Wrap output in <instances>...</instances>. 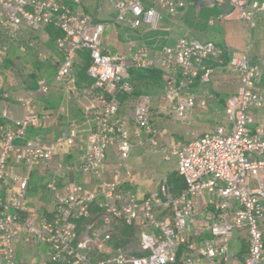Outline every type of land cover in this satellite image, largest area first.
<instances>
[{"label": "built area", "instance_id": "built-area-1", "mask_svg": "<svg viewBox=\"0 0 264 264\" xmlns=\"http://www.w3.org/2000/svg\"><path fill=\"white\" fill-rule=\"evenodd\" d=\"M115 13L114 23L133 30H162L165 17H178L188 7L186 0H101ZM200 9L229 8L243 24L256 27L264 15V0H198ZM230 15L211 16L209 25ZM53 26L61 35L55 48L61 56L54 81L66 83L81 53H88L87 75L93 83L84 94L93 99L94 128L82 141L83 153L71 167L55 165L58 147L73 146L76 130L62 133L54 143L29 138L28 129L39 120L31 111L34 99L46 97L51 84L37 79L34 89L18 97L23 115L15 119L4 104L0 109V264H17L18 245L46 249L49 264H201L203 260L233 264L230 243L236 231H245L248 254L244 264H264V130L252 131L250 109H264V93L256 85L264 77V61L254 64L245 50L230 57L236 74L237 95L228 99L226 124L179 146L159 143L160 132L153 128L152 97L141 95L132 115L133 126L159 148L164 161L175 160V172L184 179L185 189L174 195L168 177L140 199L126 188L132 185L127 166L134 144L132 131L120 115V96L134 93L130 69H157L163 73L161 112L186 120L197 106L206 107L211 97L198 98L193 90L196 79L210 81L209 63L224 64L225 50L212 41L201 42L184 36L173 46L153 49L146 42L129 41L122 53L106 51L103 36L106 22L73 7L67 0H0V31L9 43L22 41L44 58L34 37L36 31ZM24 42V43H23ZM8 48L0 54V72L8 58ZM10 125H13L10 127ZM147 142H140L145 147ZM116 149L117 162L109 165V151ZM41 163L54 177L47 184L52 209L39 213L26 210L29 176L8 168ZM111 167V168H110ZM59 169L74 170L91 177L95 187L78 183L59 186ZM258 181L250 189L248 175ZM212 207L202 224L195 228L201 204ZM92 206L97 208L92 211ZM27 211V212H25ZM26 213V214H25ZM132 228L139 237L138 253L124 247L119 226ZM208 234L209 236H205Z\"/></svg>", "mask_w": 264, "mask_h": 264}, {"label": "crops", "instance_id": "crops-1", "mask_svg": "<svg viewBox=\"0 0 264 264\" xmlns=\"http://www.w3.org/2000/svg\"><path fill=\"white\" fill-rule=\"evenodd\" d=\"M68 2L73 7L82 9L85 12L94 15L96 18H98V20L106 22L107 30L103 36V47L106 51H111L113 53L125 52V50H127L128 47L127 44L129 41H136L137 43L146 42L151 47H153V49H160L164 46H173L179 38L184 36L193 37L192 35L195 32L196 33L198 32L196 29L197 20L195 21L193 20V23H189V24H193V26H187L189 28L186 27L181 28V25L178 22L175 23L173 28L167 27L165 26L163 21L162 30L160 31H169L171 34L167 42H165L164 38L146 40L143 39L141 35L143 32H149V31H146L145 28L139 30H133L128 26L115 24L114 11L110 7V5L103 3L101 0H68ZM221 13L230 16L222 20L215 21L214 24L217 25V23L221 21H225L233 17L236 18V15L232 14L229 8H223L222 11L219 12V14ZM182 18H183V13H182ZM259 18H260L259 27L257 29H253L249 27L248 24H243L241 22L240 29L238 28V33H236L237 34L236 39H235V33L231 32L221 37L220 40L216 42V44H218V46L225 49L230 55V57L240 56L245 50H247L251 53L254 64L261 63L262 61H264V59H262V56H264V42H263L264 15L259 16ZM123 28H127L128 32H124L125 30ZM173 29L175 31H178L175 35H173ZM0 32L2 33V31ZM35 35L37 36V38L38 36H41L42 38H47V40H49V35L45 32V30L36 31ZM41 37H39L38 39H41ZM203 37L204 40L207 41L206 35H204ZM21 43L22 41H19L17 43H13L12 46H19ZM56 52L58 53L57 50ZM78 60H80V55L77 58V61ZM209 65H213L211 67L212 68L214 67L215 71L217 73H220L221 75L226 74L228 71H232L228 62L220 66H214L215 64L210 62ZM11 69L14 70V66L10 67L9 69L2 67V70L0 72V109L4 104H6L12 111V114L15 119H19L23 115V109L18 101V97L25 94L27 90L34 89L37 83V79L39 78L47 79L51 84V90L53 86H55L56 90L59 91L61 90L64 92L67 87V82L64 84L55 83L54 76L56 71L51 67L49 61L48 63L46 62V64L43 65V69H41L40 72L39 70H37L38 68L36 67V71L32 72L29 82L26 83V85L24 83L22 84L25 90L17 91V88L19 87L18 82L14 83V81H12L11 78L7 76L6 73ZM79 82L81 83V80L77 82V85L80 88H82ZM208 84H211V82L209 81L206 83H201L202 86H206ZM256 89L264 93V77L256 85ZM59 95H61L60 92L57 94V96ZM236 95L237 93L232 94L231 92H228L225 89L217 90V91L212 89L211 94L208 95L209 97H211L210 102H212L211 105L208 104V106L211 107L209 111H213V113L216 112L217 114H222V113L225 114V109L227 106L228 99ZM42 98H43L42 96H38L34 99L32 103L31 111L35 113L40 112V117L39 120L28 129V137L29 138L41 137L47 143H54L62 133L69 132L73 129L76 130L78 133V138L76 139L75 144L73 146L63 145L61 147H58L52 160L53 164L55 165L63 164L64 167L67 168L71 167L79 160L80 155L83 153L84 145L82 141L86 138L87 134L94 128L95 119L92 122L89 121L90 123L85 120V115H84L85 110L82 109L83 105L79 104L78 99H75V101L72 104V102H70V98L68 97L66 98L65 96H63V98L60 99L61 100L60 107L59 109L56 110L54 108H51L49 104L47 103L45 104L44 102L40 101L42 100ZM71 105H73V107ZM222 107H224L223 110L221 109ZM194 110L195 109H193L192 111ZM250 113L254 116L252 131L255 132L257 129L264 130V109L252 108L250 109ZM195 123L197 125L199 124L198 119H195ZM221 124H226V125L228 124L226 117L222 123H217V124L211 123L209 127L205 125L202 126L200 124L198 125L197 128L199 129L198 131L201 136L206 131L212 130L216 126ZM1 125H2V121L0 120V126ZM152 125H153V121H152ZM12 126L13 125H10V127ZM133 128L139 131L142 135H145L134 126ZM145 140L148 141L146 147H149L150 145L154 147L153 144H151L150 138ZM0 147H1V140H0ZM143 148L145 149V147ZM115 151L116 149L111 148L109 154H114ZM8 168L15 173L29 176L28 201L26 206V210L28 212L38 211L39 213H42L45 212L46 210L52 209V207L47 208L46 206L47 205L46 203L49 200L51 201L50 193L47 190V184L54 177L52 172L46 171L41 163L33 164L31 166H24V165L15 166L11 158L9 159L8 162ZM55 178L59 186H63L67 183H78L89 187L94 183V180L91 177L81 175L80 173L74 170H68V169H59L56 173ZM259 178L264 183V173L259 174ZM258 184H259L258 181L249 174L247 180L248 187L250 189H255L258 187ZM128 186L129 183L127 182L126 188H128ZM130 191L133 194H135L137 197H140L139 192L137 190L131 189ZM2 194H4V187L0 185V195ZM212 210H213L212 207H208V206L206 207V205L202 203L198 211L196 212V218H195L196 222L194 227L198 228L202 224L203 219L206 217V215H208ZM262 228L264 235V225ZM205 236L208 237L209 235L205 234ZM40 250L46 251L45 248ZM230 252L234 259L233 264H244L245 258L248 254V237L245 231H236L234 233V236L230 243ZM216 262L219 263L218 261Z\"/></svg>", "mask_w": 264, "mask_h": 264}, {"label": "rangeland", "instance_id": "rangeland-1", "mask_svg": "<svg viewBox=\"0 0 264 264\" xmlns=\"http://www.w3.org/2000/svg\"><path fill=\"white\" fill-rule=\"evenodd\" d=\"M186 1L189 4L186 10L183 12V18L182 15L178 17L167 16L164 19L165 26L173 28L175 23L178 22L181 25V28H189L187 27L189 23H193V20H197L196 29L200 30V33L206 35L207 41L216 43L220 40L221 37L225 36V34L231 32L235 33L236 39V33H238V28L240 29L241 25V22L238 20L237 16L236 18L233 17L225 21H221L217 23V25L214 24L212 26H209L207 23L212 15L206 14L204 18H202V9L194 4L193 1ZM177 32L178 31H175L173 29V35H175ZM39 37L41 36H38V38ZM38 38L35 35L38 49L41 50L44 54V58L42 60L38 58L35 51L29 49L25 44L12 46V44L9 43V38L4 33L0 32V54L6 48H8V52L11 53L12 49L14 48V70L11 69L6 73L7 76H9L12 81H14V83L18 82L19 87L17 88V91L25 90L22 84L24 83L26 85V83L29 82L32 72L36 71V67L40 72L41 69H43V65L46 64V62L48 63L49 61L51 67L56 71L61 61V56H59V54L56 52L55 44H51L49 40H47V38ZM262 59H264V56H262ZM82 63L83 62L81 58L76 62L73 76L67 81V87L64 92L61 90H56L55 86H53L49 95L43 97L40 101L44 102L45 104H49L51 108L57 110L60 107V99L63 98V96H65L66 98H70V102H72V104L75 99H78L79 104L83 105L82 109L85 110V120L87 122H92L95 119V113L94 110L91 109V107L95 106L96 103H94L93 99L86 96L83 92L85 88L90 86L91 84L85 81H81V83H79L82 88L77 85V82L79 81L78 78L81 75L79 70L81 69ZM212 69L213 74L210 77L211 84L202 86L201 83H198L192 90L199 99L203 96L210 95L212 89H214L215 91L225 89L232 94H236L238 92L237 77L233 71H228L226 74L221 75L220 73H217L215 71L214 67ZM163 91L164 88H162V90H156L155 92L150 94V96L152 97L151 117L153 121V127L160 132V136L158 138L159 143L165 147L182 145L194 138H197L198 136H200L198 131L199 129L197 128L200 124L202 126L205 125L209 127L211 123H222L225 119L224 113H213V111H209V109L211 108L210 106H199L195 108L194 111H191L189 113L186 120H177L175 119L173 114L161 112V97ZM59 92L61 93V95L57 96ZM136 100L137 98L135 97H129L128 99L123 101L120 109V115L124 118L126 123L133 131L132 141L134 144V149L131 158L127 162V166L132 172L133 183L132 185L129 184L127 189L137 190L139 192V198L142 199L145 198L147 194H149L155 188L156 183L160 178L165 176L169 177L171 173L175 172V160L171 159L170 161H164L159 148L152 147L151 145L149 147H146L145 145V149L141 147L140 142H148L145 139H148L149 137L142 135L139 131L133 128L132 115L136 106ZM211 104L212 102H209V105ZM71 106L73 107V105ZM37 114L40 117V112H38ZM195 119H198V125L195 123ZM116 162L117 153L115 151L114 154H109L108 163L112 167V165H115ZM94 184L95 183H93L89 187L94 188ZM46 204L47 208L52 207V201L49 200ZM124 230L125 227L120 225L118 231L119 235L117 236L122 238L121 241L124 242L123 245L125 248L133 251L134 253H138L137 250L139 245V237L135 234V232L128 234L126 237H123L122 234ZM18 247L17 264H49L47 253L38 249V247L34 245L24 246L22 243H20ZM201 264L225 263L203 260Z\"/></svg>", "mask_w": 264, "mask_h": 264}, {"label": "trees", "instance_id": "trees-1", "mask_svg": "<svg viewBox=\"0 0 264 264\" xmlns=\"http://www.w3.org/2000/svg\"><path fill=\"white\" fill-rule=\"evenodd\" d=\"M191 1H193L194 4H197V2H198V0H191ZM67 2H68V0H67ZM220 11H222V9H216V10H212V11L202 9L201 15H202V18H204V16L206 14H210L212 16L213 15L218 16ZM259 19L260 18L258 17V19L256 21V27L253 29H257L259 27ZM188 26H193V24H189ZM249 27H250V25H249ZM123 29L125 30L124 32H128L127 28H123ZM197 31H198L197 33L195 32L192 35L193 38H195L201 42H205L204 37H203L204 35L199 33L200 30H197ZM45 32L49 35V42L51 44H54L55 39L61 35V33L58 30H56L53 26H48L45 29ZM105 32H106V28H105ZM170 35L171 34L169 31H160L159 30V31L143 32L141 37L143 39H146V40L164 38L165 42H167ZM35 53L37 55V51H35ZM225 53L226 54L224 56V64L227 62L229 63V58H230V55L228 54V52L226 50H225ZM80 58L82 59L83 63L81 65V69H80L81 75L79 77V80L88 82L89 84H92L93 80L91 78H89L87 75V69L90 65V56L88 53H81ZM13 63H14V48L12 49L11 53H9L8 58L5 60L3 68L9 69L10 67L13 66ZM214 64H215L214 66H220V64H218V63H214ZM209 66H213V65H209ZM129 74H130L131 82L134 86V93L131 95H127V94L121 95L120 96L121 103H123V101H125L129 97L138 98L141 95H150L153 92H155L156 90H162V88H164L163 73L157 69H134L133 68V69H130ZM198 83H200L199 78L196 79L194 86L197 85ZM223 108L224 107H222L221 109L223 110ZM168 180H169V184L171 186V191L174 195H178L184 191V189H185L184 179L182 177H180L176 172L171 173L168 177ZM96 210H97V208L95 206H92V211H96ZM131 233H134V230L132 228L126 227L122 236L126 237L128 234H131ZM121 244L123 245L124 242H121ZM176 264H182L180 261V255H179V260L177 261Z\"/></svg>", "mask_w": 264, "mask_h": 264}]
</instances>
